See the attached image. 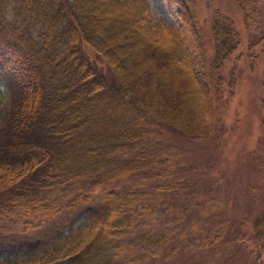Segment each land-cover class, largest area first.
I'll return each instance as SVG.
<instances>
[{
  "label": "trees",
  "instance_id": "1",
  "mask_svg": "<svg viewBox=\"0 0 264 264\" xmlns=\"http://www.w3.org/2000/svg\"><path fill=\"white\" fill-rule=\"evenodd\" d=\"M235 2L249 19L259 0ZM190 3L181 0L183 27L170 28L149 20L148 0H0V79L9 92L0 126V216L35 219L54 191L77 190L62 213L30 221L23 232H0V264H144L158 257L166 264L180 251L151 227L148 204L127 206L136 193L122 197L114 189V199L90 198L148 168L121 153L147 124L199 143L213 140V92L189 55L195 42L207 50ZM210 31L211 68L218 70L241 42L220 13ZM248 58L253 71L264 61V35L249 46ZM101 135L112 138L110 145ZM253 228L260 264L264 210ZM66 229L87 237L67 245ZM223 239L203 233L196 250L218 248Z\"/></svg>",
  "mask_w": 264,
  "mask_h": 264
},
{
  "label": "rangeland",
  "instance_id": "2",
  "mask_svg": "<svg viewBox=\"0 0 264 264\" xmlns=\"http://www.w3.org/2000/svg\"><path fill=\"white\" fill-rule=\"evenodd\" d=\"M190 1L201 26L203 38L199 40L207 50L195 42L190 44L189 55L196 75L213 92V140L195 142L162 127L146 125L144 121L145 135L138 136L136 144L128 145L121 153L125 158L143 159L148 168L107 183L90 200L93 197L105 200L110 196L114 199V189L122 197L130 191L136 193L133 201H123V204L129 206L135 201L134 208L142 202L148 204L151 209L146 210V216L148 221L153 218L151 227L165 233L170 245L179 246V253L166 264H259V254L252 244L254 220L264 210V61L259 60L253 71L248 48L264 35V0H259L251 9L249 19L235 0ZM148 4L147 16L153 25L162 20L170 28L183 27L181 0H148ZM217 13L232 20L241 44L220 69L214 70L210 24ZM8 107L9 92L0 79V126ZM99 139L108 145L112 141L108 135H101ZM76 192L73 185L54 191L48 198V210L35 219L28 220L29 216L22 219L17 214L0 216V232H23L30 227V221L44 220L47 213L51 215L57 210L62 213ZM54 218L50 217V221ZM203 233H219L224 242L220 240L215 249L196 250L195 239ZM231 234L245 235L246 240L240 244L233 241V246L228 240ZM63 235H70L69 230ZM86 237L87 234L75 231L67 245L78 244ZM125 257L121 254L118 260ZM144 264H161V257Z\"/></svg>",
  "mask_w": 264,
  "mask_h": 264
},
{
  "label": "bare ground",
  "instance_id": "3",
  "mask_svg": "<svg viewBox=\"0 0 264 264\" xmlns=\"http://www.w3.org/2000/svg\"><path fill=\"white\" fill-rule=\"evenodd\" d=\"M9 220V219H8ZM13 220V219H12ZM17 220V219H16ZM15 221V220H14Z\"/></svg>",
  "mask_w": 264,
  "mask_h": 264
}]
</instances>
